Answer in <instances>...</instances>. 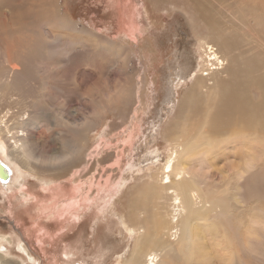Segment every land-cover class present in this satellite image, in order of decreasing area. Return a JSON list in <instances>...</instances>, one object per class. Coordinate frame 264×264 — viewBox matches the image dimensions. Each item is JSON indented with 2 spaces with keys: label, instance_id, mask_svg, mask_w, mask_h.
Here are the masks:
<instances>
[{
  "label": "rangeland",
  "instance_id": "rangeland-1",
  "mask_svg": "<svg viewBox=\"0 0 264 264\" xmlns=\"http://www.w3.org/2000/svg\"><path fill=\"white\" fill-rule=\"evenodd\" d=\"M181 2H0V12L8 14L6 22L0 16V79L7 74L2 55L21 38L18 61L24 73L19 88L0 82V105L6 108L5 102L15 99L16 109H25L35 169L55 184L47 192L27 174V203L19 191H0V233H16L35 264H115L119 257L123 264L132 251L133 237L121 226L126 190L166 162L170 146L165 131L177 116L198 55L193 28L202 26ZM220 2L214 16L231 33V55L237 59L259 53L229 22L264 36V0ZM57 11L75 25L31 32L40 13L57 16ZM251 96L258 98L254 92ZM183 123L181 118L174 129ZM248 133L216 141L187 160L189 175L200 185L210 210L200 230L203 242H192L196 249L190 255L191 242L170 238V248L161 255L167 264H264V132ZM78 170L80 179L72 175ZM120 176L126 184L112 200L96 189L97 183L102 187L104 180L112 177L115 182ZM83 186L80 198L90 195L84 206L77 198ZM70 198L80 202L78 220L51 212L53 203L60 207ZM11 239L6 247L16 261L20 253L13 235Z\"/></svg>",
  "mask_w": 264,
  "mask_h": 264
},
{
  "label": "bare ground",
  "instance_id": "bare-ground-1",
  "mask_svg": "<svg viewBox=\"0 0 264 264\" xmlns=\"http://www.w3.org/2000/svg\"><path fill=\"white\" fill-rule=\"evenodd\" d=\"M181 1V4L187 7V11L193 14L195 24L199 23L198 25L202 26L201 30L193 28L198 55L194 54L195 67L187 77L190 86L178 106L177 116L165 131L170 146L166 162L156 172L148 175L147 180L125 187L128 206L124 212L126 220L121 221V226L133 237L134 245L123 264H167L161 255L170 248V238L179 242H191L189 252L190 255L193 254L196 249L194 244L197 246L196 242H203L200 230L205 224L204 216L210 207H207V199L200 185L193 175H189L187 160L194 157L199 149L212 148L216 141L223 142L235 137L245 138L250 134L249 129H260L264 132V36L257 37L253 30L229 22L231 27L235 24L234 31L244 38L251 39V43L260 50L259 53L235 59L229 48L228 38L231 33L227 32L226 27L214 16V13L219 12L215 10V5L222 6L220 0ZM57 12V16L46 12L47 15L40 13L39 18H35L37 24L32 26L31 32L39 33V29L44 26L68 28L75 25L70 24L63 14ZM7 15L4 11L0 12L2 21L8 20ZM21 40L22 38L10 44L7 55H2L6 58L3 69L7 71L6 76L0 79L2 87L19 88L22 84L24 73L18 61L22 58ZM252 92L257 95L256 100L252 98ZM5 103L6 108L0 105V166L5 167L6 173L0 168V174L7 177L0 179V191L3 194H15L19 191L27 196L24 197L27 203L30 196L24 186L27 174L40 180L42 188L47 192L51 191L55 184L50 181L51 179L48 181L47 176L38 174L35 169L26 128L31 120L25 117V109H16L15 99ZM181 118H184L181 129H174L176 122ZM232 123H236V126H231ZM26 150L29 154H25ZM85 170L86 168L83 171ZM80 172L81 170L72 172V175L80 179L82 177ZM52 179L54 180L53 177ZM111 179L104 180L102 187L100 183L95 185L98 191L107 193L110 200L126 184L123 176L117 178L115 182ZM86 183L89 184L88 181ZM60 187L63 188V185ZM82 188L84 186L79 189L80 194L77 198L83 196ZM86 189L90 191L91 188ZM74 199L62 201L59 203L60 207L53 203L51 212L69 213L71 219L78 220L80 202L76 204ZM80 200L82 206L86 205L90 200L88 192ZM46 208L48 209L47 206ZM200 221L203 225L199 224ZM9 235L0 233V264L37 263L18 235L14 232ZM12 235L16 241L15 249L20 253L19 260L16 261L10 257L6 247L13 243ZM65 256L68 254L65 253ZM119 258L121 259L115 264H121L123 259Z\"/></svg>",
  "mask_w": 264,
  "mask_h": 264
},
{
  "label": "water",
  "instance_id": "water-1",
  "mask_svg": "<svg viewBox=\"0 0 264 264\" xmlns=\"http://www.w3.org/2000/svg\"><path fill=\"white\" fill-rule=\"evenodd\" d=\"M0 168L4 171V173H6V169H5V167L3 168V166H0ZM7 177V175H2V174H0V179H4V178H6Z\"/></svg>",
  "mask_w": 264,
  "mask_h": 264
}]
</instances>
